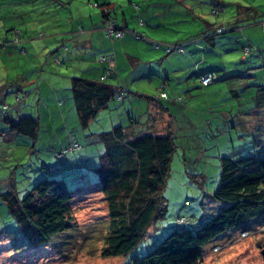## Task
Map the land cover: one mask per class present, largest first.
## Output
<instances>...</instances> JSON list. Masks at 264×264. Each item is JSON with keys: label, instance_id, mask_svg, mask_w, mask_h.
I'll return each instance as SVG.
<instances>
[{"label": "rangeland", "instance_id": "obj_1", "mask_svg": "<svg viewBox=\"0 0 264 264\" xmlns=\"http://www.w3.org/2000/svg\"><path fill=\"white\" fill-rule=\"evenodd\" d=\"M88 1H1L5 5L0 9V24L14 27L13 31L8 29L6 33L11 34V44H14L15 50H19L11 59L6 58L4 64L1 61L4 58L0 59V99L5 96V105L20 103L19 100L23 99L24 94L22 89L17 98L19 100L16 101V87L10 89L13 93H6L7 79L8 82L24 84L25 79L22 78L25 77L30 90L36 89L44 76L52 77L53 83L59 82L60 91L71 96L70 87L65 86L67 76H83L81 71L88 62L91 63V58L88 59L87 55H83L86 59L80 56L67 58L59 53L57 46L60 44V51L64 50L63 44L73 35L72 27L79 28L82 24L78 20L90 21L88 17L100 15V10L93 8L92 2L89 4ZM107 1L115 8L111 10L115 23L118 21L126 31L130 30L147 38V41H144L130 37V34L125 32L123 40H116L115 52L110 49L109 52L98 56L94 62L97 66L102 64L99 62L100 57L118 54L114 66L120 73L119 78L111 76L104 80V83L109 84L112 81L110 85L126 90L125 96L121 100L110 101L108 107L99 113L97 119L85 131L81 129L82 131L73 132V127L78 126L77 122L73 125L76 116L73 121L71 116H68L69 110L65 112L67 107L60 109L62 119L60 125L58 121H53L54 130L48 131L50 127L42 128L36 142L26 140L27 145L24 142L10 145L11 149L19 150L18 153L17 150L12 151L14 155L6 152L10 162L0 159V179L17 168L18 172H28L30 177L37 173L40 180L46 176L64 177L69 190L76 191L80 188L86 191L98 181L94 168L99 165V156L104 150L98 149L97 143H92V136L109 131L112 122L127 124L130 113L136 118L146 113L145 119L148 106L156 104L154 98L159 96L163 84L167 97L159 100L167 108L166 114L171 121L170 129L176 146L170 161L169 175L165 180L164 196L167 206L164 215L149 227L144 234L145 238L128 256L104 257L102 251L108 235L109 216L103 195L91 189V193L84 192L73 198L72 216L76 225L74 229L53 239L47 246L21 252L10 247L9 237L16 225L0 199V264H131L133 258L147 254L173 230L179 228L195 231L207 218L217 214L225 205L213 198L219 185L221 158L251 156L260 149L251 136L238 137L240 129H247L248 125L253 127L248 115L238 119V111L241 108L238 100L244 105L250 104L248 98L256 93L254 91L258 90L259 86H264V29L259 23L264 20V15H259L254 20L251 18L253 21L248 23L246 21L247 26L242 30L217 36L216 53L214 47L207 43L206 49L203 47L196 58L192 59L191 68L187 69V74L184 75L178 71L170 74L185 61L178 59L183 58V55H166L162 47L150 50L149 45L153 41L173 45L176 42L191 40L207 29L206 23L215 26L228 19L235 20L241 14L238 6H243L247 9L245 13L251 15V7L259 9L263 14L264 0H223L230 4L219 16L212 13V0ZM147 21L149 25L145 24ZM178 21L181 23H175ZM24 28H27L28 32L23 31L22 35L20 33ZM43 28L46 32L42 31ZM209 32L211 34L213 30L209 29ZM26 36L28 39L25 40ZM108 43L111 48V41ZM244 44H249L254 52L245 56L242 50ZM11 46L8 45V49ZM196 63L200 64L199 68L194 66ZM104 65L107 66V63ZM203 68L215 71L218 76L216 82L206 87L201 86L196 74ZM54 69L56 73L52 76ZM58 71L61 72L60 75L57 74ZM237 89L239 97H235L234 92H231ZM178 99L179 101H175ZM70 100L72 101L71 97ZM48 109L51 110V107ZM252 117L251 122H255ZM139 122L143 123L145 120ZM68 130L73 133L69 138H75L83 148L70 153L62 161L56 160V151L49 150V142L57 145L59 137L67 135ZM33 149L36 150L33 152ZM17 157L20 159H16ZM63 161V168L56 169L53 174H44L49 167L62 166ZM34 184H26L25 187L28 188L19 187L20 196L23 197ZM0 188H5L3 181ZM178 219L179 223H184L185 220L187 222L178 225ZM249 225L250 231L244 232L247 235L239 236L240 230L234 228L202 247V260L198 264H264L260 255V246L264 245V217Z\"/></svg>", "mask_w": 264, "mask_h": 264}, {"label": "trees", "instance_id": "obj_2", "mask_svg": "<svg viewBox=\"0 0 264 264\" xmlns=\"http://www.w3.org/2000/svg\"><path fill=\"white\" fill-rule=\"evenodd\" d=\"M212 1L213 15L219 16L226 11L227 5L222 1ZM88 2L89 4L92 2L91 6L99 9L100 15L108 20L104 31L108 25H113L114 32L107 35L105 31L106 35L113 40L122 39L128 31L118 26L111 18V10H115L112 4L107 0H89ZM251 10L250 8L249 11ZM236 19L234 21L228 19V22L224 21L215 26L207 24L208 27L204 32L185 42L163 45L153 41L150 44L156 49L162 47L166 55L172 53L184 55L188 46L199 43L202 44L200 47L202 51L203 47L206 49L207 43L212 46L215 42L217 43V36L225 35L229 31L242 30L252 20L247 19V23L245 21L244 25H241L242 23L239 24L240 22ZM259 23L264 29V20H260ZM209 29L213 30L211 34ZM117 31L121 33L120 38L115 37ZM132 33L137 39L147 41L145 36ZM242 50L245 56L254 52L249 44H244ZM103 57L107 59L102 60ZM103 57L100 60L105 61L107 66L98 79L81 76L70 78L71 103L76 113L78 126L82 130L90 127L99 113L108 107L110 101L121 100L126 94L123 88L104 83V80L116 73V68L114 55ZM199 63L194 66L199 68L201 64ZM196 74L199 76L202 87L216 82L218 78L213 70L202 69ZM206 75H210L209 83L202 82V77ZM163 87L162 85V91L158 96L162 99L167 97ZM231 92H234L235 97L240 96L239 89L231 90ZM254 92L256 93L248 98L249 106L238 100L241 107L238 111V119H241L244 111L247 114L249 110L258 109L261 113L258 115L253 113L251 117L255 122L250 121L253 127L240 129L238 137L251 136L260 149L251 156L221 158L220 180L213 198L225 203L223 208L214 216L207 218L195 231L179 228L173 230L147 254L133 258L131 264H198L202 260V247L213 239L234 228L240 230V236L245 231H250L249 223L264 217V86H259V89ZM158 97L154 98L156 106L165 109ZM8 108L7 105L0 106V118L8 125L9 131L36 140L38 121L30 116H23L17 121L11 120ZM129 119H131L130 116L126 125L111 124L109 131L92 136L94 143L99 146H97L98 149L104 150L99 156V165L94 168L98 181L93 186L90 185L86 191L80 188L76 191L69 190L64 177L48 178L46 176L42 180L39 179L23 197L18 195L14 187L13 190L0 194L1 201L16 225L9 237L12 249L22 252V250L47 246L53 239L74 229L76 225L73 223L72 216L73 198L84 192L89 194L91 189L103 195L109 216L108 235L102 255L126 257L136 248L145 238L144 234L149 227L156 224V221L164 215L167 206L164 196L165 180L169 175L170 161L176 146L171 126L165 128L166 132L163 134L148 130V132L134 133L129 127L132 124L131 121H134ZM262 120L263 123H261ZM73 145H77L78 148ZM82 148L83 146L71 137L66 147L56 151L54 157L60 161L61 158H67L70 153L80 151ZM63 151L65 153L62 154ZM63 164L47 168L44 174H53L56 169L63 168ZM179 219L178 225L187 222L185 220L186 222L179 223ZM260 247L262 249L264 245Z\"/></svg>", "mask_w": 264, "mask_h": 264}, {"label": "crops", "instance_id": "obj_3", "mask_svg": "<svg viewBox=\"0 0 264 264\" xmlns=\"http://www.w3.org/2000/svg\"><path fill=\"white\" fill-rule=\"evenodd\" d=\"M1 1L2 0H0V9H2L3 5H5V3H1ZM220 1H222L227 6L230 4V3L229 4L226 3L223 0H220ZM238 9L240 10L241 14H239L237 19L240 22L239 24L242 23L241 25H244L243 23L247 19H251V17H252V19H254L259 15L260 16L264 15L263 11H262L263 12V14H262L259 9L254 8V7H251V9L253 10L252 15L250 13H245V9L243 6H238ZM0 18H2L1 15H0ZM88 18L90 19V21H87L85 19L78 20V22L82 23L79 25V28H73L72 27L73 35L71 36V38H69V41H68V39L66 40L67 41L66 44L62 43L63 45H65V48L63 50L64 53L62 50L60 51V47H61L60 44L57 46V50L59 51V53L61 52L60 53L61 55H66L67 58H70L72 56L73 57H79L80 56V58H81V57H84L83 55H87L88 59L91 58L90 59L91 63H89V62L87 63L88 65L84 68V70L81 71V73H83V76L82 75H80V76L83 78H88V79H98L99 76L102 74L103 69L106 67L104 65L105 61L101 62V60H100L101 57H100L99 62L102 64H98L97 65L98 67L95 65L94 62H96V59L98 56L102 55V53L109 52L110 49L111 50L113 49V51L115 52L117 44H116V40H113L110 37H108L104 31V27L108 22L107 19H104L101 15H94L93 18L92 17H88ZM111 18H113V17H111ZM197 18H198V16H197ZM85 22H87V23H85ZM175 23H181V21H178ZM175 23H168V25H172ZM116 24L118 26H122L118 21L116 22ZM145 24L149 25L148 21L145 22ZM207 24L208 23H206V25ZM239 24H237V25H239ZM124 25L125 26L127 25L126 22ZM153 26H156V25H153ZM246 26H244V28ZM13 28L14 27L12 25L6 26V25L0 24V44L3 43V45L0 46V59L4 58V60H1L2 64H4L6 58L11 59L15 55V53L19 52V50H17V49L15 50L14 44H11V42L13 40L11 37V34L6 33L8 31V29H10V31H13ZM163 29H166V27ZM1 30L3 32H1ZM23 31L25 33H27L28 29L27 28H24V30L22 29L20 34L23 35ZM42 31L46 32V29L43 28ZM51 32L54 33V31H51ZM58 32H60V31H58ZM60 33L66 34V32H60ZM127 33L130 34V37H133V36L135 37V35L130 30ZM26 39H28L27 36L25 37V40ZM109 40L111 41V44H112L111 48H110V45L108 43ZM122 40H123V38H122ZM8 45H12L10 47V49H8V47H7ZM149 46H150L149 47L150 50H158V49L152 47L151 45H149ZM201 46H202V44H200V43L197 45L188 46L187 52L183 55V58L182 57L178 58L180 61H182V59H184L185 61H182L183 63L181 62L182 64L178 68H176L175 70L171 71L170 74L175 73V71H178V73H180V74L182 73V75L187 74V72H185V71H187V69L191 68L192 59L196 58L198 53L201 52L200 51ZM216 46H217V43L215 42L213 44L214 53H216ZM12 48H14V50H11ZM117 57H118V54L116 56V53H115L114 64H115V60ZM84 59H86V58L84 57ZM65 60H67V59H65ZM52 72H54V73H51L52 76L55 75L56 69H54V71H52ZM60 73L61 72L58 71L57 74L60 75ZM4 74H5V72H4ZM119 75H120V73L118 71H116V73L113 74V78L117 79V78H119ZM71 77H73V76H67V81L65 83L66 87H68V86L70 87V78ZM22 79H25L24 84H17V83H13V82H8V79H7V85H6L7 91H6V93H13L12 91H10V89H12V87H16L17 88L16 89L17 94H14L16 101L19 100L17 98L20 95V91H22V89H23L22 94L23 93L25 94V96L23 94V99L19 100V101H21L20 103L17 102L13 106L9 105L8 115H9V118L11 120H14V121H17L18 119L22 118L23 116H30V117L35 118L39 123V129L37 132V139L34 140L35 142L38 140V137L40 136V131L42 128L50 127V128H48V131H50L51 129L54 130L53 121H58V125H60V119H62L61 115L59 113L60 109L62 110L63 108L67 107L65 112L69 110L68 116L69 117L71 116V119L74 121V118L76 115H74L73 105L71 103L70 96L67 93L64 94V92L60 91L61 89L58 88V86H60L59 82L53 83L52 77L45 78V76H44L43 81L37 85V88L35 87L36 89H30L29 90V88H28L29 82H28L27 78L23 77ZM22 79H20V81ZM109 83L112 84L113 82L110 81ZM55 85H57V87ZM187 87L189 88V86H187ZM163 89H164V87H163ZM66 90H68V88ZM158 99L161 100L162 98L158 97ZM4 101H5V96L2 99H0V105H5ZM28 104H30V106H28ZM26 106H28V108H25ZM49 107H51V110L48 109ZM148 107H149L147 110L148 115L146 116L145 119H144V115L146 113H144V115L142 117L140 116L138 118L134 117V114H132V113H130L128 115V117L130 116L131 119L134 121V122L131 121L132 124L129 126L131 129V132L138 133V132H146L148 130L149 132H156L157 134H163L164 132H166L165 128H167L168 126H171L170 125V123H171L170 118L166 114L167 109L166 108L162 109L161 106H156V104L151 105V106L149 105ZM34 108L36 110H34ZM65 112L62 113L63 117L65 116ZM253 113L258 115L261 112H259V110L256 109L255 111L249 110L246 114L244 111V113H242V117H246L247 115L248 116L250 115L249 119L251 121V115H254ZM131 119H129V120H131ZM139 120L140 121L145 120V122L141 123V122H139ZM76 122H77V118L75 119L73 125H76ZM111 124L112 125H119V126L124 125L123 122H112ZM248 124H250V123H248ZM49 125H51V126H49ZM248 126H250V125H248ZM75 127L76 126L73 127V132L76 130H77V132L81 130V128H79V126H77L76 129H75ZM250 127L252 128V126H250ZM67 129L68 128L66 125L65 130H67ZM83 131H85V130H83ZM72 134L73 133L68 130L67 135L65 134L64 137H61V138L59 137L60 140L58 139L57 145H54L53 143L49 142V144L51 145L50 146L51 148L49 150L52 152V151H59L60 149L65 148L69 142V137ZM49 135H51V134H49ZM26 140H28L29 142L31 141V139L28 137H25V136H22L20 134H16V133L9 131L8 125L4 122V120L2 118H0V159H2V161H9L10 162V158H8L6 156L7 151L11 152L12 155H14L12 151L17 150L16 153H18L19 149H11L10 145L14 146V145H18L19 143H23V142L27 145L28 142ZM35 142H34V144H35ZM4 147H6V149ZM35 150L36 149H33L32 151L34 152ZM16 159H20V158L17 157ZM62 160H64V159L61 158L60 161H62ZM18 161L19 160H17V164H19ZM43 163L47 164V162H43ZM63 163H64V161H63ZM18 168H19V166H18ZM39 177L40 176L37 175V173L34 174V176L30 177V176H28V172L26 173L25 171H22V170L20 172H18L17 168H15L14 171L8 172V174H6L2 180L0 179V183H2V181H3V185H5V188H0V194L3 192H9V191L13 190V187H14V189L17 191L18 195L20 196V193H19L20 188L25 187L26 184H31V182L33 184L36 183L40 179ZM29 178H31V180H29ZM28 180H29V182H27ZM25 188H28V187H25Z\"/></svg>", "mask_w": 264, "mask_h": 264}, {"label": "built area", "instance_id": "obj_4", "mask_svg": "<svg viewBox=\"0 0 264 264\" xmlns=\"http://www.w3.org/2000/svg\"><path fill=\"white\" fill-rule=\"evenodd\" d=\"M107 35H111L114 32V27L113 25H108L107 28L105 29ZM116 38H120L121 37V33L119 31L116 32L115 34ZM102 60H106L107 58L103 57L101 58ZM202 82L203 83H209L210 82V75H206L202 77ZM5 110L7 109L6 107L4 108ZM73 147L78 148L77 145H73ZM65 153L64 151L62 152V154ZM243 235H247V233H242L241 236ZM215 249V248H214Z\"/></svg>", "mask_w": 264, "mask_h": 264}, {"label": "water", "instance_id": "obj_5", "mask_svg": "<svg viewBox=\"0 0 264 264\" xmlns=\"http://www.w3.org/2000/svg\"><path fill=\"white\" fill-rule=\"evenodd\" d=\"M260 255H261L262 261L264 262V248L261 249Z\"/></svg>", "mask_w": 264, "mask_h": 264}]
</instances>
